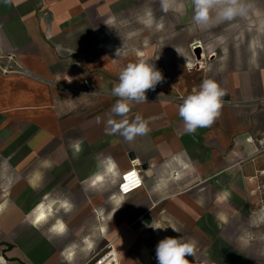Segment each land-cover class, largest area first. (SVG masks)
I'll return each instance as SVG.
<instances>
[{"label": "crops", "instance_id": "crops-1", "mask_svg": "<svg viewBox=\"0 0 264 264\" xmlns=\"http://www.w3.org/2000/svg\"><path fill=\"white\" fill-rule=\"evenodd\" d=\"M106 1L0 0V54H14L21 67L0 72V150L23 173L14 193L23 189L33 210L58 205L45 224L33 223V211L18 219L25 232L9 249L0 243V264H85L104 232L90 222L106 218L113 196L140 194L156 218L164 214L189 226L203 217L204 205H223L225 190L237 196L258 185L264 98L239 73L217 82L226 94L210 127L187 133L178 113L183 100L160 82L146 92L147 102H129V121L140 114L150 128L146 135L129 142L106 132L118 99L112 87L134 55L127 49L116 55L120 47L101 34L110 28ZM107 158L121 174L139 160L144 186L125 197L112 192L118 183L94 188L91 178L104 172ZM66 202L72 205L67 212ZM57 221L65 225L62 233L52 231Z\"/></svg>", "mask_w": 264, "mask_h": 264}, {"label": "rangeland", "instance_id": "rangeland-1", "mask_svg": "<svg viewBox=\"0 0 264 264\" xmlns=\"http://www.w3.org/2000/svg\"><path fill=\"white\" fill-rule=\"evenodd\" d=\"M106 3L112 11L105 13V18L114 20V27L100 28L101 34L111 37L112 47L124 45L127 52L137 55L133 59L134 55L128 54L129 63L144 59L155 64L163 74L162 82L175 85L178 97L198 89L206 78L220 83L226 75L235 72L244 75L249 90L264 98V0H238L244 11L230 20L217 21L215 11L211 10V22L206 27L195 25L192 0H171L167 12L162 10L160 0H107ZM102 18L98 14L93 18L97 26ZM2 150L0 243L9 249L13 245L11 239L25 232L18 219L32 212L36 204L25 202L23 189L13 192L23 173L13 170L10 157ZM260 175L258 185L245 193L234 196L225 190L223 205H204L203 217L191 221L189 226L164 214L156 218V214H151L155 207L140 194L117 197L126 202L116 212L119 204L112 199L106 218L90 222L97 233L104 229L90 259L116 248L122 264H158L159 241L165 237H183L197 242V261L207 258L213 264H264V168ZM116 190L115 185L112 192ZM57 207L52 205L54 216ZM186 258L194 262V257Z\"/></svg>", "mask_w": 264, "mask_h": 264}, {"label": "clouds", "instance_id": "clouds-1", "mask_svg": "<svg viewBox=\"0 0 264 264\" xmlns=\"http://www.w3.org/2000/svg\"><path fill=\"white\" fill-rule=\"evenodd\" d=\"M160 2L162 10L167 12L171 0H160ZM192 4L194 6L193 21L199 27L209 25L211 22L209 13L211 10L215 11V19L217 21L230 20L233 16L244 11L243 6L238 5V0H192ZM105 24L113 28L114 20H110ZM123 51H125L124 45L117 49L116 55H119ZM163 79L162 72L156 68L155 64L149 61L141 59L138 62L128 63L120 71L119 82L114 84L111 90L112 95L118 99L111 108L106 132L108 134L120 133L129 142L133 141L137 136L146 135L150 131V128L148 122L140 114H137L131 122L129 121L128 113L131 108L129 102H147L146 92L150 89L154 90L156 85L162 82ZM225 94V91L219 84L211 78L204 79L198 89L194 88L191 94L183 99L178 109L179 116L184 121L185 131L187 133H194L199 127H210L220 115L223 105L222 98ZM113 116L121 117V119L116 120ZM96 119L99 123L101 118L97 117ZM77 150H79L78 147ZM102 164L104 172L91 178V185L94 188H103L107 182L115 185L121 178L118 165L114 160L107 158L105 161H102ZM113 200H117V197L113 196ZM117 202L119 206L115 212L126 201L117 200ZM64 205L67 206L65 207ZM64 205L63 207L66 212L71 210L72 205L70 203L66 202ZM52 212V205L38 204L33 210V223L39 224L46 219V216L52 215ZM115 212L112 214V218ZM61 225L65 229V225L57 221L52 231L60 233L59 229ZM155 229H163V227H155ZM173 230L176 231L175 229ZM196 247L197 242L194 239L185 240L183 237H165L156 246V259L158 264H213L207 258L197 261ZM187 256L194 257V262H190L186 258Z\"/></svg>", "mask_w": 264, "mask_h": 264}, {"label": "built area", "instance_id": "built-area-1", "mask_svg": "<svg viewBox=\"0 0 264 264\" xmlns=\"http://www.w3.org/2000/svg\"><path fill=\"white\" fill-rule=\"evenodd\" d=\"M21 67L14 54H0V72L3 74H9L13 71L19 70ZM85 85L90 87L88 81L85 80ZM185 97L179 96V99H184ZM141 162L137 159H132L131 167L126 172L121 174V178L117 185L118 194L121 197H125L144 186V178L141 172ZM135 172L136 176L126 181L123 177L128 173ZM127 184V190L122 186ZM123 189V190H122ZM117 257L112 254V249L110 248L104 254H96L92 259L87 261L85 264H117Z\"/></svg>", "mask_w": 264, "mask_h": 264}, {"label": "snow or ice", "instance_id": "snow-or-ice-1", "mask_svg": "<svg viewBox=\"0 0 264 264\" xmlns=\"http://www.w3.org/2000/svg\"><path fill=\"white\" fill-rule=\"evenodd\" d=\"M135 176H136L135 172H131V173H128L127 175H125V178H124V179H125L126 181H128V180H130L131 178H133V177H135ZM122 187H123L125 190H127L128 185H127V184H124ZM64 206L66 207L67 205H64ZM59 231H60V233H62V232L64 231V227H63V225L60 226ZM69 256H71V253H69Z\"/></svg>", "mask_w": 264, "mask_h": 264}, {"label": "bare ground", "instance_id": "bare-ground-1", "mask_svg": "<svg viewBox=\"0 0 264 264\" xmlns=\"http://www.w3.org/2000/svg\"><path fill=\"white\" fill-rule=\"evenodd\" d=\"M198 62H199V61H198ZM201 67H202V66H201ZM112 254L115 255V257H117V258H116V260H117V264H120V261H119V258H118V255H117V252H116V250H115L114 248L112 249Z\"/></svg>", "mask_w": 264, "mask_h": 264}]
</instances>
